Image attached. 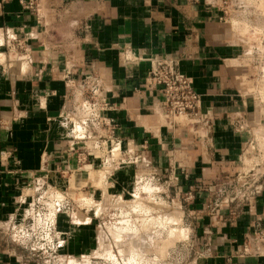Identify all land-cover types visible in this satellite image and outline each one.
Listing matches in <instances>:
<instances>
[{"label":"crops","instance_id":"0c3cea01","mask_svg":"<svg viewBox=\"0 0 264 264\" xmlns=\"http://www.w3.org/2000/svg\"><path fill=\"white\" fill-rule=\"evenodd\" d=\"M28 1L0 0V264L28 261L7 235L16 230L8 220L20 213L25 185L35 175L76 165L64 117L72 104L68 78L77 84L91 75L103 80L114 133L124 148H144L158 175L170 163L179 178L187 171L197 182L231 180L221 170L245 157L257 119L243 82L244 49L209 0H42L38 14ZM17 53L28 59L17 60ZM155 56L173 58L201 96L197 112L172 124L157 89L146 83ZM258 173H252L261 181L255 196H247L250 210L260 214L253 223L241 217L247 206L240 203L236 223L201 226L221 228L215 242L229 248L238 240L239 264H264V176ZM93 175V169L77 171L71 185L97 196L108 185L118 193L134 188L137 173L123 168L108 184ZM66 221L63 252L93 251L99 238L92 218ZM224 257L226 264L235 260Z\"/></svg>","mask_w":264,"mask_h":264},{"label":"rangeland","instance_id":"374dc122","mask_svg":"<svg viewBox=\"0 0 264 264\" xmlns=\"http://www.w3.org/2000/svg\"><path fill=\"white\" fill-rule=\"evenodd\" d=\"M209 2L227 16L236 44L244 49L242 57L247 69L243 82L255 104L257 119L245 157L229 169L221 170V174H230L231 180L223 181L220 177L212 184L197 182L186 175L187 171H182L179 178L178 169L168 163L166 172H160L155 179L137 178L134 188H127L128 192L124 188L117 193L119 196L82 194L79 189L65 186L69 194L65 198L59 196L64 207L51 219L55 224L54 228L52 226L56 249L53 254L51 250L46 251L43 228L33 230L39 220L34 206L36 195L27 183L20 213L8 220L14 228L22 224L27 231L22 237L16 236V230L7 234L8 239L18 243L23 259H28L23 264H226L229 262L223 259L228 254L235 258L230 264H239L238 240L229 248L220 241L215 242V238L223 236L221 228L209 231L201 226L204 222L218 224V227L224 221L236 223L241 220L240 203L243 209L247 206V212L241 213V217L243 215L248 222L253 223L256 215H260L250 210L251 201L247 196H255L258 181L254 172L259 171L258 176H264V0ZM67 178L73 183L71 176ZM106 192L112 194L109 188ZM227 205L229 213H225ZM80 207H84V213ZM91 218L97 226V230L92 231L100 238L99 244L84 255L65 254L66 241L59 243L65 239L62 224L68 219L73 222ZM232 237L237 238L238 234Z\"/></svg>","mask_w":264,"mask_h":264},{"label":"built area","instance_id":"2783aa9c","mask_svg":"<svg viewBox=\"0 0 264 264\" xmlns=\"http://www.w3.org/2000/svg\"><path fill=\"white\" fill-rule=\"evenodd\" d=\"M41 2L42 0H29L28 7L38 14ZM16 59L23 61L28 59V55L17 53ZM151 63L152 67L146 83L157 89L161 96V109L165 119L172 124L177 119H183L197 112L201 104V96L195 91L192 79L180 71L178 63L168 56H155L151 59ZM68 82L72 104L64 117L70 122L72 139L70 151L76 165L73 168L54 170L46 175H35L28 182L30 184L28 188L36 195L34 206L39 219L34 223L33 230L43 228L45 236L42 239L45 241L46 251L51 250L52 254L56 249L53 237L55 224L51 219L62 210V206L64 207L63 200L59 196L65 198L69 194L65 186H71L74 190L79 189L82 194H89L84 192V187L72 186L67 177H72L77 171L93 169L96 175L92 178L95 179L97 176L99 180L102 179L108 184V179L117 171L130 166L134 167L137 173L135 183L137 178L155 179L158 175L143 153L144 148H124L121 139L114 133L116 125L109 116L113 106L108 100L103 80L99 76L91 75L83 78L80 84H77L73 78H68ZM107 188L110 189L109 185L101 192L102 197L119 196L115 192L108 194ZM80 209L84 210V207ZM18 229L15 231L16 236L22 237L25 230L27 231V227L22 224Z\"/></svg>","mask_w":264,"mask_h":264},{"label":"bare ground","instance_id":"6f19581e","mask_svg":"<svg viewBox=\"0 0 264 264\" xmlns=\"http://www.w3.org/2000/svg\"><path fill=\"white\" fill-rule=\"evenodd\" d=\"M100 239V238H99ZM101 242V241H100ZM103 242V241H102ZM103 246V245H102Z\"/></svg>","mask_w":264,"mask_h":264}]
</instances>
